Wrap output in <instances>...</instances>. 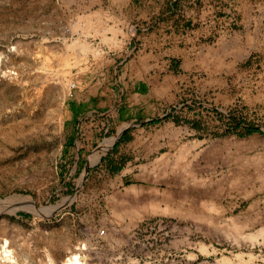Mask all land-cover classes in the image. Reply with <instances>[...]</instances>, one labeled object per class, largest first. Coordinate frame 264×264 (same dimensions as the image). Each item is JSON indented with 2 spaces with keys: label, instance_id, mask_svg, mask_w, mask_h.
I'll use <instances>...</instances> for the list:
<instances>
[{
  "label": "rangeland",
  "instance_id": "obj_1",
  "mask_svg": "<svg viewBox=\"0 0 264 264\" xmlns=\"http://www.w3.org/2000/svg\"><path fill=\"white\" fill-rule=\"evenodd\" d=\"M169 16H227L226 44L252 31L255 53L225 84L194 88L150 162L130 152L126 167L115 126L79 150L65 120L73 74ZM240 16L255 28L238 32ZM11 197L34 209L0 216V264L6 242L13 264L75 252L84 264H264V0H0V200Z\"/></svg>",
  "mask_w": 264,
  "mask_h": 264
},
{
  "label": "crops",
  "instance_id": "obj_2",
  "mask_svg": "<svg viewBox=\"0 0 264 264\" xmlns=\"http://www.w3.org/2000/svg\"><path fill=\"white\" fill-rule=\"evenodd\" d=\"M177 17L138 30L122 48L105 45L99 58L73 74L65 120L74 143L79 139V150L94 144L104 126H115V149L129 151L126 167L134 164L130 152L150 162L167 141L159 135L161 124L179 112L193 111L194 88L207 94L211 85L225 84L255 53L254 33L246 32L255 28L248 22L252 16H240L238 32L246 33L233 31V45L216 30L227 16H183L179 27ZM124 177L130 186L136 174L127 172Z\"/></svg>",
  "mask_w": 264,
  "mask_h": 264
},
{
  "label": "bare ground",
  "instance_id": "obj_3",
  "mask_svg": "<svg viewBox=\"0 0 264 264\" xmlns=\"http://www.w3.org/2000/svg\"><path fill=\"white\" fill-rule=\"evenodd\" d=\"M84 46V45H83ZM84 47H87V46H84ZM73 85V84H72ZM100 157L99 153L95 152V156L93 158V161H96L98 160ZM16 198L14 197H11V198H8V199H5V200H0V216L9 211V210H15V207L16 205H20L24 208H33L34 209V205H32L31 203L28 202V199L27 198H22L19 200V202L16 204L14 201H17V200H14ZM59 209V205L57 206H52L50 207V210L51 211H56ZM2 259L3 261H7V262H10L9 264H13V261L11 260V256H10V251L9 249L7 248V242L5 245L2 246ZM85 262L82 261L81 259V256L78 254V253H72V255H70L63 264H84Z\"/></svg>",
  "mask_w": 264,
  "mask_h": 264
},
{
  "label": "trees",
  "instance_id": "obj_4",
  "mask_svg": "<svg viewBox=\"0 0 264 264\" xmlns=\"http://www.w3.org/2000/svg\"><path fill=\"white\" fill-rule=\"evenodd\" d=\"M253 131H255V130H250V132H253ZM118 170V169H117Z\"/></svg>",
  "mask_w": 264,
  "mask_h": 264
}]
</instances>
